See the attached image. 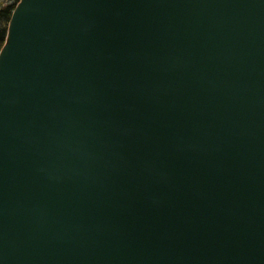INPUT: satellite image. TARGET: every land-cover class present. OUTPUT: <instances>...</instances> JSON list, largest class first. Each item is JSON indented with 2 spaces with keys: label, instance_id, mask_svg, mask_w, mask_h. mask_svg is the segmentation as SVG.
<instances>
[{
  "label": "water",
  "instance_id": "95a60500",
  "mask_svg": "<svg viewBox=\"0 0 264 264\" xmlns=\"http://www.w3.org/2000/svg\"><path fill=\"white\" fill-rule=\"evenodd\" d=\"M0 264H264V0H20Z\"/></svg>",
  "mask_w": 264,
  "mask_h": 264
},
{
  "label": "trees",
  "instance_id": "16d2710c",
  "mask_svg": "<svg viewBox=\"0 0 264 264\" xmlns=\"http://www.w3.org/2000/svg\"><path fill=\"white\" fill-rule=\"evenodd\" d=\"M19 2V0H12L11 4L5 5L4 7H0V50L4 44L7 26L12 14V11L15 8V5Z\"/></svg>",
  "mask_w": 264,
  "mask_h": 264
},
{
  "label": "rangeland",
  "instance_id": "374dc122",
  "mask_svg": "<svg viewBox=\"0 0 264 264\" xmlns=\"http://www.w3.org/2000/svg\"><path fill=\"white\" fill-rule=\"evenodd\" d=\"M12 0H0V7H4L5 5L11 4Z\"/></svg>",
  "mask_w": 264,
  "mask_h": 264
}]
</instances>
